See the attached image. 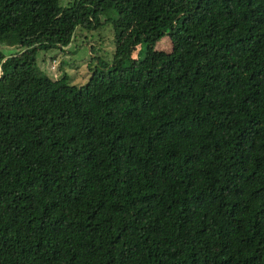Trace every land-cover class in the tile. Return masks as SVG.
I'll use <instances>...</instances> for the list:
<instances>
[{"label": "trees", "instance_id": "trees-1", "mask_svg": "<svg viewBox=\"0 0 264 264\" xmlns=\"http://www.w3.org/2000/svg\"><path fill=\"white\" fill-rule=\"evenodd\" d=\"M0 44V264H264V0H0Z\"/></svg>", "mask_w": 264, "mask_h": 264}, {"label": "rangeland", "instance_id": "rangeland-1", "mask_svg": "<svg viewBox=\"0 0 264 264\" xmlns=\"http://www.w3.org/2000/svg\"><path fill=\"white\" fill-rule=\"evenodd\" d=\"M70 0H58V3L60 5L65 4ZM103 35V34H102ZM105 39V38H104ZM103 37L101 40H98V35L93 33L91 36H88L87 38H84L83 35L79 37L77 40H75V47L72 45L71 51L67 53L65 56L64 54H61L59 50H57L50 59L48 57L45 58V61L43 64L40 63V59L42 56V52L38 50L36 52V60L38 66H40V69L45 71L48 74H51L53 77H55L58 73V62L61 57L64 59H67V63L64 64L65 72L68 74L69 77L72 78L73 82L80 83L82 82L88 75L85 63L86 59L88 58V47L90 45H95V43H98L101 45V47H104V44H108V40H103ZM110 46V44H109ZM155 48L162 49V50H169L170 44L167 39V37L162 36L159 38V40L155 43ZM0 51L5 53L6 55L13 54L14 48L12 46H6L4 44H0Z\"/></svg>", "mask_w": 264, "mask_h": 264}]
</instances>
